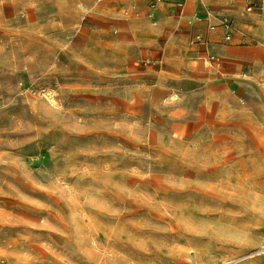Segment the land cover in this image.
Segmentation results:
<instances>
[{
	"label": "rangeland",
	"instance_id": "1",
	"mask_svg": "<svg viewBox=\"0 0 264 264\" xmlns=\"http://www.w3.org/2000/svg\"><path fill=\"white\" fill-rule=\"evenodd\" d=\"M262 21L0 0V264H264Z\"/></svg>",
	"mask_w": 264,
	"mask_h": 264
},
{
	"label": "built area",
	"instance_id": "2",
	"mask_svg": "<svg viewBox=\"0 0 264 264\" xmlns=\"http://www.w3.org/2000/svg\"><path fill=\"white\" fill-rule=\"evenodd\" d=\"M222 25H224L225 28H226V31H225V38H226V39H229V37H230V31H229L230 24H229L228 21L224 20V22L222 23ZM211 28H213V26H211ZM194 39H195V40H193L192 42H201V38H200L199 35H196Z\"/></svg>",
	"mask_w": 264,
	"mask_h": 264
},
{
	"label": "crops",
	"instance_id": "3",
	"mask_svg": "<svg viewBox=\"0 0 264 264\" xmlns=\"http://www.w3.org/2000/svg\"><path fill=\"white\" fill-rule=\"evenodd\" d=\"M262 24H263V25H262L261 27H264V21H262Z\"/></svg>",
	"mask_w": 264,
	"mask_h": 264
}]
</instances>
